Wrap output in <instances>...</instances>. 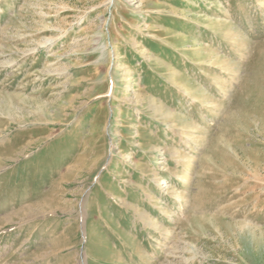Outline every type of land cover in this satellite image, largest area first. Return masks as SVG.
I'll use <instances>...</instances> for the list:
<instances>
[{"label": "rangeland", "instance_id": "obj_1", "mask_svg": "<svg viewBox=\"0 0 264 264\" xmlns=\"http://www.w3.org/2000/svg\"><path fill=\"white\" fill-rule=\"evenodd\" d=\"M0 264H264V0H0Z\"/></svg>", "mask_w": 264, "mask_h": 264}, {"label": "bare ground", "instance_id": "obj_2", "mask_svg": "<svg viewBox=\"0 0 264 264\" xmlns=\"http://www.w3.org/2000/svg\"><path fill=\"white\" fill-rule=\"evenodd\" d=\"M119 68V66H116L114 69H113V72L112 74L113 75H116L117 74V69ZM120 69V68H119ZM111 72V71H110ZM132 73V67H127L125 68L124 72L118 76V82L117 83H114L112 85H114L115 87L116 86H121L122 85H125L127 83V76H129L130 74ZM112 75V77H113ZM117 76V75H116ZM111 78V77H110ZM112 80V79H111ZM116 80V79H115ZM113 81V80H112ZM117 87V88H118ZM121 88V87H120ZM113 96V95H112ZM143 101V100H142ZM147 105H146V109L147 111H150L152 113V117L155 118V119H164V114H165V111L164 109L157 105V103L155 104L154 101L152 100H149L146 102Z\"/></svg>", "mask_w": 264, "mask_h": 264}]
</instances>
